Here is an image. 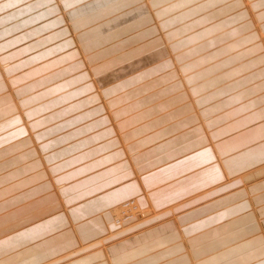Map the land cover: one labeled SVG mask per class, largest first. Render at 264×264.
<instances>
[{
    "label": "crops",
    "instance_id": "0c3cea01",
    "mask_svg": "<svg viewBox=\"0 0 264 264\" xmlns=\"http://www.w3.org/2000/svg\"><path fill=\"white\" fill-rule=\"evenodd\" d=\"M0 66V264H264V0H0Z\"/></svg>",
    "mask_w": 264,
    "mask_h": 264
},
{
    "label": "bare ground",
    "instance_id": "6f19581e",
    "mask_svg": "<svg viewBox=\"0 0 264 264\" xmlns=\"http://www.w3.org/2000/svg\"><path fill=\"white\" fill-rule=\"evenodd\" d=\"M231 35V34H230ZM233 36V35H231ZM227 39V38H226ZM214 41V40H213ZM244 42V41H243ZM209 43V42H208ZM211 43V42H210ZM213 45V44H212ZM198 46V45H197ZM203 52V51H202ZM221 57V56H220ZM239 58V57H238ZM237 58V59H238ZM213 63V62H212ZM6 65V64H5ZM2 66V67H1ZM0 67L2 68V70L5 68L4 65H1ZM10 67V66H9ZM225 68V67H224ZM212 72V71H211ZM198 75V74H197ZM219 83V82H218ZM249 91V90H248ZM205 94V93H204ZM213 94V93H212ZM69 106V105H68ZM73 108V107H72ZM129 204V203H127ZM130 204L132 205H126V206H123L121 208H113L110 212L111 216H115V219H116V222L115 224H112V226L114 227L113 229H118L119 227H123V226H126L130 223L133 222L132 218L133 216H131L129 213L131 212V210H135L133 212H135V214L133 215H137L136 218L138 219H144V218H147L149 215L151 216V213L146 209H140V207L138 206L137 202H136V208L133 207L134 203L130 201ZM132 213V212H131ZM153 217V216H152ZM135 218V217H134ZM151 218V217H150ZM152 219V218H151ZM112 220V219H111ZM114 220V219H113ZM112 220V221H113ZM147 220V219H146ZM111 221V222H112ZM113 223V222H112ZM140 223V222H139ZM121 224V225H119ZM119 231V230H118ZM53 263H56L53 261Z\"/></svg>",
    "mask_w": 264,
    "mask_h": 264
},
{
    "label": "rangeland",
    "instance_id": "374dc122",
    "mask_svg": "<svg viewBox=\"0 0 264 264\" xmlns=\"http://www.w3.org/2000/svg\"><path fill=\"white\" fill-rule=\"evenodd\" d=\"M146 4H147V3H146ZM235 33H236V32H235ZM230 34L233 35L232 32H230V33L227 32V33L224 34V36H231ZM0 70H1V69H0ZM51 96H52V95H51ZM28 99H31V98H26V100H28ZM21 102L23 103V101H21ZM29 102H30V101H29ZM22 103H21V104H22ZM25 103H26V101H25ZM19 104H20V102H19ZM19 104H18V105H19ZM22 105H23V104H22ZM65 107H68V105H66ZM22 111H24V110H22ZM130 201L134 203L133 207L136 208V205H137V204H136V200H134V199H129V200H127V201L124 202V203H129V204H125V205H123V204H124V203H123L122 205H123V206L131 205V204H130ZM122 205H120V206L117 207V208H121V207H123ZM131 206H132V205H131ZM140 209H141V208H140ZM113 210H114V209H113ZM133 211H135V210H131L132 213L130 212L129 214H130L131 216H133V218H132L133 221H137V220H138V218H136L137 215H136V216L133 215V214H135V212H133ZM134 217H135V218H134ZM111 218H112V220L114 219L113 221L111 220V221L113 222L112 224H115V222H116L115 216H113V217L111 216ZM120 225H121V224H120ZM121 226H122V225H121ZM126 226H128V225H126ZM59 260H60V259H59ZM59 260L54 261V262H58ZM49 264H53V261H52V263H49Z\"/></svg>",
    "mask_w": 264,
    "mask_h": 264
},
{
    "label": "built area",
    "instance_id": "2783aa9c",
    "mask_svg": "<svg viewBox=\"0 0 264 264\" xmlns=\"http://www.w3.org/2000/svg\"><path fill=\"white\" fill-rule=\"evenodd\" d=\"M125 204H127V203H124L123 205H125ZM123 205H122V206H123ZM119 225H120V224H119Z\"/></svg>",
    "mask_w": 264,
    "mask_h": 264
}]
</instances>
